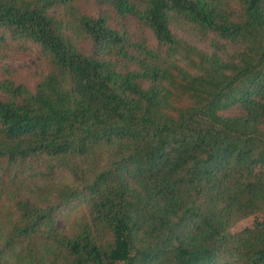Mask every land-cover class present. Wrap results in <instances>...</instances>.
<instances>
[{"label": "trees", "instance_id": "16d2710c", "mask_svg": "<svg viewBox=\"0 0 264 264\" xmlns=\"http://www.w3.org/2000/svg\"><path fill=\"white\" fill-rule=\"evenodd\" d=\"M14 48L0 264H264V0H0Z\"/></svg>", "mask_w": 264, "mask_h": 264}, {"label": "rangeland", "instance_id": "374dc122", "mask_svg": "<svg viewBox=\"0 0 264 264\" xmlns=\"http://www.w3.org/2000/svg\"><path fill=\"white\" fill-rule=\"evenodd\" d=\"M14 49L15 54H13V56L0 59V70L3 68L9 69L24 78L30 85H33L41 74L46 73L47 65L39 58L35 50L24 54L22 52H17L20 51L17 48ZM31 199L42 200V195L38 191H34L30 200ZM255 201H257L256 198ZM260 217L261 214L259 213L244 217L240 212L235 211L232 216L231 230L232 232H237L245 228L254 227L259 222ZM59 226L64 228L62 219H59Z\"/></svg>", "mask_w": 264, "mask_h": 264}]
</instances>
